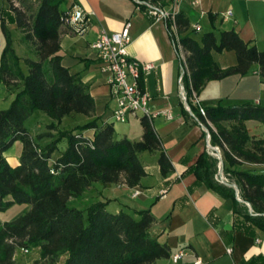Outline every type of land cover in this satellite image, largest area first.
<instances>
[{"label": "trees", "instance_id": "1", "mask_svg": "<svg viewBox=\"0 0 264 264\" xmlns=\"http://www.w3.org/2000/svg\"><path fill=\"white\" fill-rule=\"evenodd\" d=\"M7 1L13 12L9 20L20 28L34 55L18 54L0 8V83L15 91L10 104L0 107V211L16 202L30 207L0 221V264H17L15 252L22 246L39 247V259L48 264H56L62 254H66L63 264H155L158 258L171 255L170 245L151 233L155 215L150 209L113 211L101 199L85 207L69 204L72 196L82 194L95 181L104 186L120 181L139 184L146 174L139 156L143 150L159 151L163 175L171 173L174 164L147 115L140 117L139 139L117 137L113 119L94 115L96 102L87 83L62 62L60 35L63 25L70 28L66 18L71 11L63 8L65 0ZM209 16L214 19L217 13L210 11ZM175 18L185 52L184 82L189 95L210 79L245 74L254 64L264 81V47L246 40L233 27L207 29L198 39L182 10ZM226 49L235 50L237 62L221 66L213 51ZM205 108L215 125L211 140L220 146L223 165L242 200L233 185L215 178L219 160L207 150L191 168L199 181L232 198L237 224L264 231V169L246 166L264 164V136L250 134L245 123L249 118L264 123V105L244 101ZM192 109L199 112L196 104L192 103ZM39 110L57 121L73 112L91 118L60 129L57 137L41 143L51 133L35 135L27 124ZM88 128H94L93 135L84 133ZM63 137L66 147L51 160ZM16 140L22 141L23 148L20 162L12 165L5 151ZM250 264H264V255L252 258Z\"/></svg>", "mask_w": 264, "mask_h": 264}, {"label": "crops", "instance_id": "2", "mask_svg": "<svg viewBox=\"0 0 264 264\" xmlns=\"http://www.w3.org/2000/svg\"><path fill=\"white\" fill-rule=\"evenodd\" d=\"M62 6L65 9L79 6L91 16L86 30L82 33L63 25L60 42L62 62L72 72H77L81 76L95 98L94 115L112 119L111 115L117 103L111 96L107 81L108 73L101 69L92 42L102 29L118 30L128 18L132 20L130 54L154 65L144 73L142 80L151 95V110L169 109L173 114L169 118L159 112L151 119L173 161L174 169L171 173L162 174L158 162L159 151L143 150L139 156L145 165L146 174L139 184L130 186L120 181L104 186L95 181L82 194L72 196L69 201L85 196L87 205L101 199L107 201V207L113 211L121 208L131 211L150 209L155 215L151 233L170 245L171 254L179 249L184 251L176 261L169 255L158 258L155 264H195L198 258L201 259L200 264H231L232 261L250 264L252 258L264 255V231L246 228L248 224L244 226L237 224L232 198L221 195L199 181L191 168L200 153L207 150L205 132L181 100L178 78L183 70V61L180 50L173 44L171 30L166 20L156 19L144 7H138L134 0H65ZM0 8L9 27L17 29L15 22L9 20L13 12L8 1L0 0ZM229 8L232 9V14L225 18L223 13ZM179 10L189 17L190 29L194 23L201 24V28L191 33L198 39L207 29L233 27L246 40L264 47V0H201L197 5L183 1L179 5ZM210 11L217 13L216 18H210ZM18 29L20 30L19 27ZM17 39H22L21 30ZM18 54L22 57L34 55V51L29 47ZM213 57L221 66L237 62L234 49L213 51ZM24 69L27 70V67ZM3 85L12 96V100L15 91ZM197 95L205 106L218 103L229 105L244 101L264 105V81L257 71V64H254L245 74L232 73L222 78L208 80ZM34 114L35 112L32 115ZM90 118V115L85 114V121ZM245 123L250 134L264 136L263 122L249 118ZM28 126L34 133L32 127L29 124ZM120 129L117 135L115 134L117 137L127 135L133 139L141 138L140 117L133 130L126 127ZM84 133L93 135L94 128L85 129ZM22 148V141L16 140L5 151L7 160L12 165L20 162ZM59 153L54 155L53 151L51 160ZM246 166L264 169V164ZM135 186L140 188L137 195H133ZM163 189H166L164 194ZM29 207V203L16 202L7 209H16L17 216ZM257 238L260 240L257 241ZM230 244L233 245L231 254L226 251V246Z\"/></svg>", "mask_w": 264, "mask_h": 264}, {"label": "built area", "instance_id": "3", "mask_svg": "<svg viewBox=\"0 0 264 264\" xmlns=\"http://www.w3.org/2000/svg\"><path fill=\"white\" fill-rule=\"evenodd\" d=\"M138 7H144L147 12L155 16L156 19L166 20L171 30V37L173 44L180 50L181 58L183 61V70L178 78L179 94L183 101L185 108L192 114L197 123L205 132L207 151L216 155L219 158L218 171L215 173L218 181L228 183V177L222 172L223 167V154L219 145L212 142L211 128L215 129L213 122L206 115L205 105L201 103L198 98L197 92L193 91L189 95L184 82V74L186 72L185 52L180 43V32L176 23V12L179 11L181 2L186 1L193 5H197L201 0H134ZM232 14V9H227L223 16L225 18ZM70 28L77 32L82 33L86 30L91 16L83 11L79 6L71 9L66 18ZM132 20L126 19L122 27L118 30L102 29L96 39L92 42V46L96 50L97 57L100 60L101 69L108 73L107 81L110 85L111 96L115 99L117 105L113 109L112 119L118 121H126L131 116L141 117L147 115L151 120L152 116L157 113H164L167 117H172L173 114L169 109H160L153 111L150 107L151 95L149 91L143 86V75L146 71L151 69L154 65L152 62L141 61L133 57L129 52V44L132 41L131 34ZM193 28H201L199 22L193 24ZM192 103L196 104L199 112H194ZM237 192V196L242 200L239 195V188L235 182H230ZM166 189L162 190L164 194ZM140 188L135 186L133 195H137ZM260 238H257L259 241ZM21 250L28 251L29 248L22 246ZM227 253L233 252V245L226 246ZM184 254L183 249H179L171 254L174 261L178 260ZM201 259H197L195 264H200ZM231 264H238L232 261Z\"/></svg>", "mask_w": 264, "mask_h": 264}, {"label": "rangeland", "instance_id": "4", "mask_svg": "<svg viewBox=\"0 0 264 264\" xmlns=\"http://www.w3.org/2000/svg\"><path fill=\"white\" fill-rule=\"evenodd\" d=\"M11 32L13 37V46L16 48L17 52H22V50L29 49L30 47L29 44L26 41H24L23 38L21 40L17 39L18 33L20 32L18 26L17 29L12 28ZM197 35L199 36V33H197ZM23 67H26L24 63H23ZM11 97L12 96L10 95L9 91H7L5 86L0 83V107H7L11 102ZM84 119H85V113L73 112L64 115L59 121H57V119H54L45 112L39 110L36 111L34 115H32V117L27 121V124H29L32 127L35 135L39 133H51V135H44L40 139L41 143H46L47 141L52 140L54 137H57L59 135L60 129H70L77 125L83 124L85 122ZM49 123H53L54 126L50 127ZM138 123H139V117L137 116H131L126 121L114 120L115 134L117 135V132L121 130L120 128L123 127L130 128L131 130H133L135 128V125H137ZM66 145H67V139L65 137L61 138L58 141L57 148L54 150V155L58 154L63 148L66 147ZM211 155L217 157L214 154ZM217 171H218V165H217ZM222 172L224 173L225 176L228 177V183L225 184L232 185L229 184V180L230 182H234V181L229 178L230 176L229 172L226 171L224 165L222 167ZM69 204L71 205L75 204L78 205L79 207L87 206V199L85 198V196H79L75 201H69ZM17 212L18 211L14 208H9L5 211L0 212V221L2 222L5 219L14 217L17 214ZM39 257H40L39 247H30L28 251L21 250V248L18 247L15 252V260L17 264H48L40 260ZM65 258H66V254H62L56 264H63Z\"/></svg>", "mask_w": 264, "mask_h": 264}, {"label": "water", "instance_id": "5", "mask_svg": "<svg viewBox=\"0 0 264 264\" xmlns=\"http://www.w3.org/2000/svg\"><path fill=\"white\" fill-rule=\"evenodd\" d=\"M222 162H223V160H222Z\"/></svg>", "mask_w": 264, "mask_h": 264}]
</instances>
